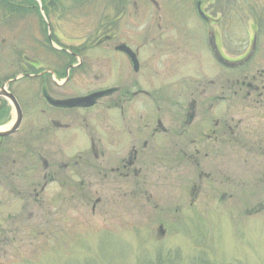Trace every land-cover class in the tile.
<instances>
[{"label": "flooded vegetation", "instance_id": "1", "mask_svg": "<svg viewBox=\"0 0 264 264\" xmlns=\"http://www.w3.org/2000/svg\"><path fill=\"white\" fill-rule=\"evenodd\" d=\"M53 1L0 6V25L38 17L31 39L58 57L55 68L40 70L18 36L5 44L17 57L10 68L21 70L0 74V92L15 95L23 118L16 132L0 135V202L11 195L28 207L38 203L50 218L51 199L41 202V196H78L86 187L151 200L172 180L187 185L191 206L205 192L222 203L233 193L264 191L263 27L252 29L245 51L240 41L241 48L229 52L226 23L208 12L217 0H192L205 32L203 48L196 49L195 36L174 26L181 0H167L171 11L161 0H75L76 10L97 14L82 21L79 43L67 44L59 23L71 17L63 9L53 27ZM91 95L97 96L80 105L58 103ZM3 102L8 114H0V132L14 119L10 101L0 95ZM35 114L43 118L38 125ZM18 235L0 220V251Z\"/></svg>", "mask_w": 264, "mask_h": 264}, {"label": "rangeland", "instance_id": "2", "mask_svg": "<svg viewBox=\"0 0 264 264\" xmlns=\"http://www.w3.org/2000/svg\"><path fill=\"white\" fill-rule=\"evenodd\" d=\"M161 1L164 11L172 10L167 0ZM189 1L181 0L174 6L173 12L177 11L180 19L174 26L195 36V40L191 39L192 46L203 48L204 25L193 13L197 12L196 3ZM4 4L6 0H0V6ZM74 4L75 0H54L51 10L56 12L49 16L54 27L61 21V11L67 10L71 18L59 23L67 44L79 43L77 33H81L82 21H88L89 16L94 20L97 14L96 9L81 13L72 7ZM208 10L226 23L229 52L240 49V41H243L241 51H245L252 29L264 28V0H217ZM100 13L102 17L105 15L102 5ZM1 18L0 14V21ZM34 18L33 15L24 20L9 19L0 25V74H16L21 70L10 68L17 57L5 45L15 35L21 39L25 54L39 62L40 70L57 66L58 57L44 50L36 41L38 38L31 39V27L40 26L38 17ZM218 24L213 27L219 28ZM262 37L258 47L264 52V31ZM260 53L256 60L261 59ZM256 60L250 63L248 71L254 68ZM31 119L37 125L43 121L39 114ZM235 166L234 162L229 164L230 169ZM87 182L93 183L94 179ZM187 188L168 180L154 190L151 200L146 194H96L87 187L78 196L43 195L41 202L44 198L51 199L50 218L38 203L28 207L22 199L2 196L0 220L4 227L14 228L19 235L1 249L0 264H201V260L211 264H264V191L255 194L231 191L232 196L222 203L214 194L205 192L191 206ZM160 221L164 224V236L157 235Z\"/></svg>", "mask_w": 264, "mask_h": 264}, {"label": "water", "instance_id": "3", "mask_svg": "<svg viewBox=\"0 0 264 264\" xmlns=\"http://www.w3.org/2000/svg\"><path fill=\"white\" fill-rule=\"evenodd\" d=\"M0 95L5 97L6 99H8L12 103L13 108H14V119H13L12 123L10 124V126L7 128V130L5 132H0V135L12 134V133L16 132L19 129V126L21 125L22 118H23L22 109H21L19 102L17 101V99L13 93L7 91L6 89H3L2 92H0ZM97 95H100V94H97ZM97 95H91V96L84 97V98L68 99V100H64V101H59L58 103L63 104V105H70V106L80 105L84 101H90L91 99H93ZM91 104H92V102H91ZM159 234L160 235L165 234V230L163 229L162 226L159 228Z\"/></svg>", "mask_w": 264, "mask_h": 264}, {"label": "trees", "instance_id": "4", "mask_svg": "<svg viewBox=\"0 0 264 264\" xmlns=\"http://www.w3.org/2000/svg\"><path fill=\"white\" fill-rule=\"evenodd\" d=\"M6 102H3V104H0V114L2 115V113L4 114V115H7L8 113H7V106H6V104H5ZM201 264H211V263H209L208 261H206V260H201ZM213 264V263H212Z\"/></svg>", "mask_w": 264, "mask_h": 264}]
</instances>
